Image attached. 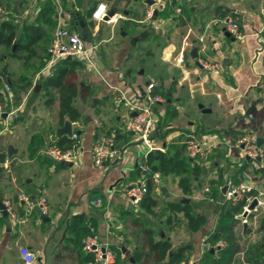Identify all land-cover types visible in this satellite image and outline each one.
Listing matches in <instances>:
<instances>
[{"label": "crops", "instance_id": "crops-1", "mask_svg": "<svg viewBox=\"0 0 264 264\" xmlns=\"http://www.w3.org/2000/svg\"><path fill=\"white\" fill-rule=\"evenodd\" d=\"M32 1L41 6L47 0ZM67 1L69 9L85 18L91 35L89 44L99 45L96 54L100 74L90 71L84 64L77 71L79 87H89L90 96L86 100L76 98L74 105L77 99H81L90 103L91 112L85 118L81 115L77 122H71L66 117L62 123L58 111L59 120L54 135L39 134L38 129L25 130L24 123L31 117L40 97L39 92L35 93L34 98L25 96L27 99L24 101L23 98V103L14 106L11 94L13 79L9 75L7 61L2 58L0 99L4 102L7 117H0L4 121L0 122V161L3 157L5 159L0 162V202L4 205L6 200L16 199L17 194L25 192L23 188L27 186V194L33 199H47L49 212L42 216L36 210L30 221L23 224L16 222L20 226L13 227L9 216L0 210V264H26L20 255L21 247H27L34 254L32 264H90L93 255L85 252L84 248L80 249L79 238L71 226L77 217L84 218L83 225L88 227L91 234H97L101 243L114 254L112 264H160L153 255L146 259L150 248L145 229H150L157 241H169L172 244L171 254L184 249L180 264H202L204 255L208 251L212 253V250V254L216 253L215 258H219L216 250L223 249L226 244L221 241L213 248L207 242L208 236L215 231L224 211L230 216V208L244 203L236 206L226 203V194L222 193L224 187L243 180L254 187L255 193L264 194V164L255 167L232 146L239 136L247 133L264 138V0H169L165 9H156L158 14L155 11L152 18L147 15L148 6H153L149 4L151 0H119V9L112 11L109 9L112 0ZM57 4L60 12L56 16L57 27L65 19L71 30L79 33L72 23V16L64 12L60 1ZM100 5H105L109 14L116 16L114 25L96 22L92 16L88 17ZM227 11L235 16H231V13L223 16ZM228 16L239 23L244 37L242 40L226 37L227 31L218 21ZM118 30L119 41L115 39ZM52 35L53 32H48L46 37ZM193 49L198 51L197 59L191 56ZM180 57L184 58L183 63L179 61ZM42 58L44 66L33 76L31 87L41 86L44 97L47 93L42 81L56 72L63 65V60L49 68L48 53ZM203 60L220 63L224 70L207 72L200 66ZM147 72L155 78L146 80ZM151 83L157 88L149 92ZM149 93L162 99V102L152 105V109L158 120L155 141L164 147L165 152L179 138L182 143L187 141L188 144L192 141L191 135L207 144L206 151L196 159H191L185 151L187 162L195 171H191L189 176L192 184L190 195L183 192L180 188L181 178L175 175H160L159 182L154 183L152 196L158 206L153 214L162 212V218H158L160 220L154 228L140 220V217L154 219L153 214L143 208V200L134 203L126 194L136 182L145 180L134 172H139L138 165L145 160L139 154L140 150L131 151L129 157H124L119 165H106L104 168L95 166L91 154L93 144L103 135H115L116 147L120 152L136 145L128 139L123 128L130 116L129 109L125 105L116 108L115 100L123 96L132 104L149 107ZM48 96L50 98L46 103L50 107L54 104L59 107L55 91L52 90ZM8 108L11 110L8 111ZM78 109L80 113L83 110ZM68 121L72 123V134L80 135L78 142L82 155L81 161L75 165L54 163L43 152L46 136H54L53 144L57 143L59 137L71 138L68 135L58 136V130ZM75 125L79 126L77 130H73ZM118 126L119 129L115 130ZM201 131L204 134H200ZM227 132L233 136L226 137ZM27 142H30L29 147H25ZM10 147L15 151L11 157L8 154ZM213 153V171L207 180L210 173L207 162L211 161H200ZM221 155L227 158V163L220 162ZM231 172H235L237 178L229 176ZM232 178L235 182L231 181ZM203 197L206 200L200 203ZM168 198L176 202H167ZM160 199H164L162 204ZM183 199H189L194 211L207 218V224L199 232L191 231L182 213L175 216L166 210L168 203L182 204ZM206 206L212 212L208 213ZM17 210L18 214L24 215L22 207L17 205ZM260 214L257 225L253 223V216L248 217L247 226L236 220L235 232L241 236L245 250L237 254L233 264H254L248 258L256 259L259 256L258 253L249 255L248 252L263 236L258 229L264 209ZM170 216L178 217L180 224L175 226V222L168 223ZM166 226L169 229L168 237L161 230ZM186 228L189 231V234L184 232L186 238L176 236L178 231ZM128 232H139L141 241L145 239L142 249L136 248L138 238L136 242L127 238L125 233ZM174 239H180V244H184L175 248ZM122 246L131 251L134 262L125 257ZM115 249L121 250L119 258L114 253ZM139 254L142 259L137 261Z\"/></svg>", "mask_w": 264, "mask_h": 264}, {"label": "built area", "instance_id": "built-area-1", "mask_svg": "<svg viewBox=\"0 0 264 264\" xmlns=\"http://www.w3.org/2000/svg\"><path fill=\"white\" fill-rule=\"evenodd\" d=\"M59 2L60 0H55ZM154 5L150 8L148 15L153 17L156 9L160 10L166 6L169 0H154ZM5 14L0 9V16ZM92 18L95 21L107 22L114 25L117 22L116 16L109 14V11L105 5H100L93 13ZM64 23H68L67 20H63L60 25L55 29L51 45L48 49L49 61L48 67L56 65L59 61L71 57L84 64L90 71L100 74V67L97 60V50L99 45H90L83 41L79 33L69 30ZM219 24L224 26L225 30L231 34L235 40H242L244 37L240 31V25L237 20L231 16L225 17L218 21ZM179 61L184 62V58L180 57ZM200 66L207 72H222L224 70L223 65L220 63H211L209 61H200ZM155 88V84L151 83L148 86L149 92ZM10 92V88L6 87ZM148 102L149 107H141L137 104L130 103L125 97H120L115 100L116 108L125 105L129 109V117L123 124L124 131L126 133L137 136V140L140 141L145 148L143 154L141 151L139 154L142 159H146L151 153L165 152L164 147L157 143L155 140V134L157 131L158 120L153 112L152 105L162 102V99L158 95H152L149 93ZM5 113L4 105L0 99V117ZM136 114V116H132ZM192 141L187 144V154L191 159H196L199 155L206 151L207 144L198 141L194 135H191ZM72 140H79L78 134L71 135ZM258 137L252 133H247L239 136L232 146L238 149L245 159L249 158L250 162L255 167H262L264 162V145L258 146ZM81 146V145H80ZM64 150L56 144L51 145L46 151L45 155L57 164H78L81 161L82 150L80 148ZM92 158L94 164L98 168H104L106 165L116 166L124 161L125 149L120 152L116 147L115 135H103L99 137L92 147ZM261 158L262 162H258ZM144 162V161H143ZM138 168L142 172H146L148 169L144 163L138 165ZM160 180V174L155 173L153 175L154 183H158ZM148 193V184L146 180H139L135 185L131 186L126 194L134 203H140ZM264 194L259 192L255 193L254 187L246 181L240 180L238 184H229L225 195L226 203L230 206H236L239 203H246L243 208V213L235 216V220L242 222V220H248L244 217L245 211H248L251 203L257 199V207L249 212V216H253V223L255 225L259 222V215L264 209ZM98 202V201H97ZM17 205L24 209V215L18 214ZM5 209L9 217L15 220L17 223H25L28 218L39 210L42 216L48 215L49 204L45 197L33 199L25 192H19L16 199L6 200L4 202ZM244 224V222H242ZM84 251L92 254L94 257L93 262L90 264H112L114 254L105 247L97 234H91L83 240ZM105 249V250H104ZM20 255L23 257L26 264H32L34 261V254L27 248H20Z\"/></svg>", "mask_w": 264, "mask_h": 264}, {"label": "trees", "instance_id": "trees-1", "mask_svg": "<svg viewBox=\"0 0 264 264\" xmlns=\"http://www.w3.org/2000/svg\"><path fill=\"white\" fill-rule=\"evenodd\" d=\"M60 2L64 12L72 16V23L73 25H76L77 29H79V20L83 21L87 27L85 18L78 15L75 10L73 11L69 9V2L67 0H60ZM58 9L59 5L57 4V1L47 0L41 3L40 12L36 15L34 20L23 23L22 25L20 22L17 24L14 20H11L12 14L14 13L9 12L7 15L9 16L8 18H0V47L12 48L14 52L12 56L15 58H20L19 54H26L28 60L34 59L38 55V46L43 40L47 39V33L54 32L58 25V20L56 19V16L59 14ZM229 13L231 12H224L223 16L228 15ZM91 16L92 13H89L88 17L90 18ZM231 16L234 17L235 15L231 13ZM79 67H82V63L78 60L64 59L63 65L41 83L46 90L47 95H49L52 90L58 95L60 109L59 117L62 123L65 122L66 117H68L71 122L79 121L81 113L74 105V100L78 97L86 100L90 96L89 87L84 89L79 87L77 73ZM50 102H52V99ZM200 134H204V131H201ZM225 136L232 137L233 134L227 132L225 133ZM78 141L79 140H72L67 136H62L58 138V141L55 144L64 150H68L78 148L80 146ZM186 148L187 141L182 143L181 138H179L168 146V150L165 153L156 152L147 156L144 160V164L148 169L146 172L134 171L139 177L143 176L147 181L148 193L142 201V206L148 213L153 214V210L158 206L157 200L152 196L154 191L153 175L155 173H159L163 177L170 175L180 177V188L186 195L192 193V184L189 177L192 169L185 157ZM4 161L5 159L3 157L0 162L2 163ZM192 172L194 173L195 171ZM235 184H237V182ZM245 204L246 203H242L236 207L230 208L229 212L232 214L230 216L227 211L222 213L215 231L208 236L207 242L213 248L221 241H223L226 246L221 250H216V252L218 251L219 253V258H215L216 253L212 254L211 251H208L204 255L202 264H233L237 254L245 250L244 245L240 241L241 236L235 232L237 223L240 221L237 222L234 220L235 215L243 213ZM166 210L175 216L182 213L185 220L188 222L189 228L193 232H199L207 224V218L198 215L191 204L182 205L179 203H168ZM83 220L84 218L77 217L75 218V222L71 225L73 231L79 238L77 241L79 242L80 249H83V238L91 235L88 227L83 225ZM173 222H175L176 226L180 224L181 220L178 217L172 218V216H170L168 223ZM145 232L148 237L147 244L150 248V254H146V259L149 255H153L156 261L160 264H180L183 261L184 249L171 254L172 244L169 241H157L154 233L150 229H145ZM258 233H262V239L255 244L254 249H251L248 253L249 255L251 253L253 255L254 253H258L259 256L256 259L249 257L248 261L254 264H264V215L261 217V225L258 229ZM114 253L118 258L122 255L121 250L119 249H115ZM141 259V255L139 254L136 257V260L140 261ZM93 260L94 257L90 258L89 261L93 262ZM117 262L119 261L117 260Z\"/></svg>", "mask_w": 264, "mask_h": 264}, {"label": "rangeland", "instance_id": "rangeland-1", "mask_svg": "<svg viewBox=\"0 0 264 264\" xmlns=\"http://www.w3.org/2000/svg\"><path fill=\"white\" fill-rule=\"evenodd\" d=\"M166 4L168 5L169 2H167ZM142 5H143V7L146 8V4H144L143 1H142ZM40 8H41V6L35 5L32 0H0V9H2V11L5 13L2 16H0V18L6 19L5 17H7V18L9 17V16H7L9 14V12H11V13L13 12V13H15V15L12 17L11 20H14V22L17 24L20 22L22 25L23 23L33 21L34 18L36 17V15H38V13L40 12ZM109 9L111 11H112V9H119V0H112L110 2ZM148 10H150L149 6H148ZM148 10H147V15L149 12ZM58 13H60V12H58ZM96 22H100V21H96ZM64 26H66L69 30L72 29L68 23H66V24L64 23ZM118 32H119V30L116 32V36H115V39H117V41H119V39L121 38L119 36ZM53 34H54V32H53ZM52 38H53V35L50 37L48 36L47 39L44 40L38 46V48H37L38 55L32 60H28L26 58L27 57L26 54H19L20 58H15L12 56V54L14 53L12 48L0 47V59H1L0 60V69L2 68V66H1L2 58H5V61H7V65H8L7 67H8L9 75L13 79L12 80L13 81V87L11 86V89H12L11 94H12V97H14V104H13L14 106L20 105V102H22L23 98L25 101L27 99V97L25 98V96H29L28 98H30V97L34 98L36 96L35 95V89L37 86L31 87L32 86V80H33L32 78L38 71H40L43 68L44 62H43L42 57L47 56L48 48L51 45ZM90 45H93V44L91 43ZM143 68L145 69V67H143ZM148 72L146 73L144 78L146 80H148V78L154 79L155 77L152 76ZM82 73H84V72L82 71ZM83 75H85V74H83ZM39 90L40 91H39L38 96H40V97L36 101L35 107L32 109L31 117L29 118V121L24 123V125H25L24 128H25V130H28V131L38 129L40 131L39 134H42V135L45 133H47V135H49V133H52V135H54V133L56 131L55 129H56V126H57L58 120H59L58 119L59 107H58V104H54V105H52V107H50L46 103V100L50 97L48 95L43 97L44 92L42 91L41 86H40ZM27 93L28 94L30 93V95H27ZM75 103H76L75 104L76 107L83 109L81 112V115L83 118L86 117V114L88 115V113L91 112L90 103L84 102L81 99H77ZM10 110L11 109L8 108V111H10ZM107 120L109 121L110 119H107ZM0 122L3 123L4 121H2V119H0ZM114 122L118 123L116 120H114ZM77 127H79V126H77V125L73 126V130H77L78 129ZM118 129H119V126L115 130H118ZM126 135H127L128 139L133 141V144H136V145H133V146L125 149V154H124L125 159H127L129 157L130 152L134 151V149L140 150L141 153L143 154L144 153L143 149L145 150V148L143 147L142 143L137 140V136H133L132 134H129V133H126ZM46 139H47L46 140L47 143L43 149V152H45L54 143V136H53V138L51 137V135L46 136ZM219 139L221 140V138H219ZM214 140H217V139H214ZM29 146H30V142H27L25 147H29ZM21 150H22V148H21ZM214 155H215L214 153L209 154V156H207V157L205 156L204 159H202L200 161V162H204L207 160L211 161V162H207L209 164L208 165V171H210V173L208 174L207 180L210 179L212 171H213L211 169V166L214 164L213 158H212ZM243 158L245 159L244 156H243ZM220 162H226L227 163V158L225 156L223 157L221 155ZM226 163H225V165H226ZM263 164H264V162H263ZM234 173L235 172H231V174H229V176H232L233 178H237V175L236 174L234 175ZM233 178L231 179V181L235 182V180ZM247 179H250V177L247 176ZM23 191L28 193L29 192L28 187L25 186L23 188ZM206 194L208 195L209 193L206 192ZM196 197H198V194L196 195ZM205 200L206 199H204V197H203L199 202L203 203ZM163 202H164V199H160V203L162 204ZM196 202H198V200H196ZM209 205H210V207L212 206V204H209ZM210 207L206 206V210L208 213L212 212V211H210L211 210ZM227 208L229 209L230 207L227 206ZM31 216L28 218V221L31 220ZM153 217H154V219H152V220L149 217H147V218L145 217V219H147V220L143 219V217H140V220H144V221H142V223L148 222L147 224L150 227L154 228L157 226L158 220H160L158 218H162V212L154 213ZM9 221L11 222L13 227L20 226L19 224H17L15 222L14 219H12V217H9ZM242 222H244V224L248 223L249 219L246 221L242 220ZM242 222H240V223H242ZM145 226H147V225H145ZM167 226L164 227L163 229H161V230H164L165 237H168V234H169V232H168L169 226H168V228H167ZM170 227H172V226H170ZM47 228H49V226H47ZM126 230H128V229H126ZM184 232L186 234H189V231L186 228L184 230L178 231L176 236L181 237V238H186ZM125 235L127 236V238L128 237L131 238L133 242L134 241L136 242V239L138 238L139 242H138V245H136L137 246L136 248L142 249L141 245L143 244L145 239L143 241H141L142 236L140 235L139 232H134V233L128 232V233H125ZM124 240H127V239H124ZM173 242L175 243V245H173L175 248H178L180 245L184 244V243L180 244V239H178V240L174 239ZM132 264H136V262L132 263Z\"/></svg>", "mask_w": 264, "mask_h": 264}, {"label": "water", "instance_id": "water-1", "mask_svg": "<svg viewBox=\"0 0 264 264\" xmlns=\"http://www.w3.org/2000/svg\"><path fill=\"white\" fill-rule=\"evenodd\" d=\"M154 3H155L154 0H151V1L149 2V4H150L151 6L154 5ZM155 14H158V11H156ZM78 25H79V29H78V30H79V36H80V38H81L83 41H85L86 43H90V42H91V38H90L91 35H90V33H89L87 27H86L85 24L83 23V21L79 20ZM225 35H226L227 38H231V34H230V33H227V32H226ZM232 40L234 41V39H232ZM191 56H192L193 59H197V58H198V51H197V49H193ZM68 59H72V58L69 57ZM39 88H40V86H37V87H36V89H35V93H38V92H39ZM2 103H4V102L2 101ZM208 112H211V111H208ZM2 116H3V117H7V114L4 113ZM132 116H136V114H133ZM72 132H73V131H72V123L68 121V122L65 123V125H64L63 128H61V129L58 130V136H62V135H68V136H71V135H72ZM257 142H258V146H259V147L263 146V145H264V138H258V141H257ZM14 152H15L14 149L10 147L9 150H8V154H9V156L11 157L12 154H13ZM247 161H250L249 158H247ZM258 162H259V163L262 162V159L259 158V159H258ZM70 165H71V164H70ZM139 171H140V169H139ZM227 189H228L227 186L224 187V189H223V191H222L223 195L226 194ZM164 193H166V190H164ZM167 202H176V201H175L173 198H168V199H167ZM181 203H182V204H189V203H190V200H189V199H183V200L181 201ZM257 205H258V200L255 199V200L251 203V205L249 206L248 211H245V213H244V217H245V218L249 217V212L253 211V210L257 207ZM0 210L3 211L4 215L8 216V213H7V211H6V209H5V206L3 205L2 202H0ZM245 225L247 226V224H245ZM162 237H163V235H162ZM121 249H122V252H123V254L125 255V257H126V258H129L132 262H134V259H133L132 256H131V254H132L131 251H129V250L127 249V247H124V246H122ZM104 250H105V249H104ZM213 252H214V250H212V253H213Z\"/></svg>", "mask_w": 264, "mask_h": 264}]
</instances>
